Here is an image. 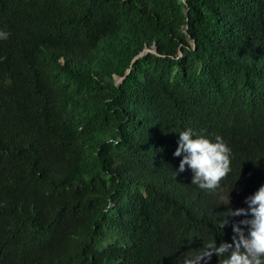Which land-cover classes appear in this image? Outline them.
<instances>
[{"label":"trees","instance_id":"obj_1","mask_svg":"<svg viewBox=\"0 0 264 264\" xmlns=\"http://www.w3.org/2000/svg\"><path fill=\"white\" fill-rule=\"evenodd\" d=\"M0 31V264L232 243L264 185V0H0ZM188 129L231 150L214 191L175 176Z\"/></svg>","mask_w":264,"mask_h":264},{"label":"clouds","instance_id":"obj_2","mask_svg":"<svg viewBox=\"0 0 264 264\" xmlns=\"http://www.w3.org/2000/svg\"><path fill=\"white\" fill-rule=\"evenodd\" d=\"M8 33L0 31V40H6ZM118 142V141H115ZM183 158L180 160L178 173L185 171L187 166L193 173L192 184L199 188L214 191L220 187V182L230 173L231 150L217 136L215 142L197 136L191 129L179 134L177 148L173 155ZM247 208L229 210L228 216L246 217L239 225L232 227V243L210 242L185 264H209L212 256L219 258V264H264V185L244 201ZM250 217V218H247ZM228 223L223 219L222 228ZM241 226L247 229V234Z\"/></svg>","mask_w":264,"mask_h":264}]
</instances>
